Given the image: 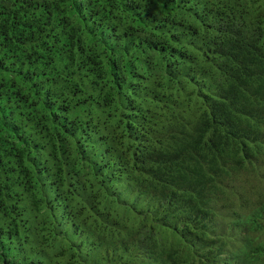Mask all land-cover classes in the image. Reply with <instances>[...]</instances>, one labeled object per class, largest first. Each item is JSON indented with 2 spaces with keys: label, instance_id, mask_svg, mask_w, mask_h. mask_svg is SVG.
Returning a JSON list of instances; mask_svg holds the SVG:
<instances>
[{
  "label": "trees",
  "instance_id": "trees-1",
  "mask_svg": "<svg viewBox=\"0 0 264 264\" xmlns=\"http://www.w3.org/2000/svg\"><path fill=\"white\" fill-rule=\"evenodd\" d=\"M0 264H264V0H0Z\"/></svg>",
  "mask_w": 264,
  "mask_h": 264
}]
</instances>
